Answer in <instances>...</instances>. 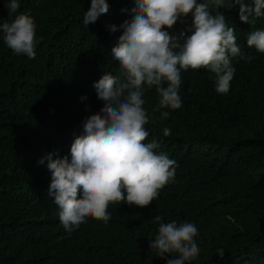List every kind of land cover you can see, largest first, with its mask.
<instances>
[{"label":"trees","instance_id":"1","mask_svg":"<svg viewBox=\"0 0 264 264\" xmlns=\"http://www.w3.org/2000/svg\"><path fill=\"white\" fill-rule=\"evenodd\" d=\"M9 2L0 0V24L14 19ZM107 3V13L86 26L91 0H21L20 11L36 24L34 59L14 54L0 34V264H166L178 257L161 259L149 248L156 215L196 225L200 253L186 264H264V53L246 43L250 31L264 30V14L242 22L239 5L219 9L241 49L230 58L236 71L228 93L215 90L214 74L204 68L181 71L179 109L153 111L158 94L145 89V142L155 139L157 152L176 161L174 179L146 208L110 204L107 223L88 218L71 234L63 228L48 194L47 160H39L48 153L70 159L60 115L80 116L86 107L98 113L104 103L94 83L120 75L109 50L134 0ZM193 19L189 13L165 30L190 34Z\"/></svg>","mask_w":264,"mask_h":264},{"label":"clouds","instance_id":"2","mask_svg":"<svg viewBox=\"0 0 264 264\" xmlns=\"http://www.w3.org/2000/svg\"><path fill=\"white\" fill-rule=\"evenodd\" d=\"M235 5H239L240 20L245 23L264 14V0H250L248 5L245 0H134L131 19L120 25L122 35L109 50L119 62L120 75L106 73L93 85L104 106L95 114L86 107L80 116L60 115L57 125L64 135L68 133L70 159L48 153L39 160L40 164L47 160L51 173L48 194L54 198L60 223L69 234L88 218L107 223L110 204L148 207L174 179L176 161L157 152L160 144L155 139L145 142L149 136L145 127L149 117L143 107L145 89L155 87L158 94L153 111L179 109L181 71L204 68L214 74L215 90L228 93L236 71L230 58L241 55V49L234 28L219 9ZM8 6L14 19L0 24L3 42L14 54L34 59V19L20 11L21 0H10ZM108 7L107 0H91L83 23H95ZM189 13L194 17L190 34L170 35L165 30ZM111 31H117L115 25ZM246 43L264 53V30L250 31ZM12 103L6 107L8 113ZM168 116V111L161 112L162 119ZM163 134L169 136L171 130L166 127ZM154 222L159 226L158 234L149 248L161 259L166 254L178 257L167 259L166 264H186L198 257L194 223H181V218L165 223L160 215ZM223 254L218 250V255Z\"/></svg>","mask_w":264,"mask_h":264}]
</instances>
